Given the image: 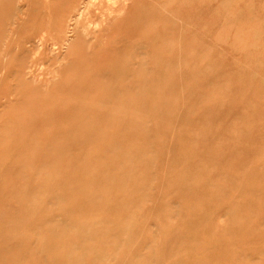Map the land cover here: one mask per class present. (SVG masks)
<instances>
[{
    "label": "rangeland",
    "instance_id": "374dc122",
    "mask_svg": "<svg viewBox=\"0 0 264 264\" xmlns=\"http://www.w3.org/2000/svg\"><path fill=\"white\" fill-rule=\"evenodd\" d=\"M87 1L0 0V264H264V0Z\"/></svg>",
    "mask_w": 264,
    "mask_h": 264
},
{
    "label": "bare ground",
    "instance_id": "6f19581e",
    "mask_svg": "<svg viewBox=\"0 0 264 264\" xmlns=\"http://www.w3.org/2000/svg\"><path fill=\"white\" fill-rule=\"evenodd\" d=\"M84 1V0H83ZM119 1L120 0H89V1H87V3H84L83 5H82V7H80V9H78V11H80V12H77V14L75 13L74 14V18L72 19V20H75V23H71V25L70 26H72V25H74L73 27H74V29H75V32L77 31V29H76V27L78 26V23H80V20H81V18H83V19H86L87 18V20H88V18L90 17V16H92V13H94L95 14V12H96V15H98L100 18H101V20H99V22L98 23H96V29L95 30H92L91 28H89L88 26L89 25H85V26H87L88 28H85V29H83L82 30V32H80V33H78L77 32V35H76V37L74 38V40H72V41H70L69 42V46H79L80 45V43L82 42V41H84L85 43H90V44H92V45H94V46H97V44H98V34L100 35V34H102V32H104L106 29H109L110 27H109V24H111V23H113V21L114 20H117V18H119L120 16H121V13H119V11H117V13L118 14H116L115 12V10H116V8H117V5H118V3H119ZM18 3V2H17ZM64 3V2H63ZM123 3V2H122ZM132 3H135V1L133 0V2ZM62 5V4H61ZM120 5H123V4H120ZM133 5V4H132ZM132 5H126V7L128 6V7H130V6H132ZM97 7V9H102V10H98V11H94V7ZM18 7H20V6H18ZM106 7V9L107 10H104V8ZM127 9V8H126ZM128 10V9H127ZM77 11V10H76ZM121 11V10H120ZM123 11V10H122ZM16 12V11H15ZM92 12V13H91ZM91 14V15H90ZM123 14V13H122ZM24 15V14H23ZM16 16H18L17 15V13H16ZM95 16V15H94ZM93 16V17H94ZM98 17V18H99ZM12 19V18H11ZM21 19V18H20ZM95 19V18H94ZM93 19V20H94ZM10 20V19H9ZM14 20V19H13ZM90 21H91V19H90ZM98 20H96V22H97ZM122 21V20H121ZM93 22H95V21H93ZM115 22H117V21H115ZM119 22V21H118ZM14 23V22H13ZM86 23H88L87 21H86ZM91 24V23H90ZM115 24V23H114ZM116 24H118V23H116ZM120 24V23H119ZM123 24V23H122ZM125 24H127V23H125ZM133 24L134 23H132V21H131V25H129V26H133ZM14 25V24H13ZM77 25V26H76ZM112 25V24H111ZM92 26V25H91ZM114 26H116L117 27V25H114ZM142 26V25H141ZM66 27V26H65ZM112 27V26H111ZM120 28H121V26H119ZM118 27V28H119ZM123 27V26H122ZM117 28V30H119ZM136 28H137V26H136ZM10 29V28H9ZM110 29H113V28H110ZM116 29V28H115ZM114 29V30H115ZM124 30H125V28H123ZM127 29V28H126ZM141 29V28H140ZM12 30V29H11ZM121 30V29H120ZM119 30V32H123L124 30H122V31H120ZM130 30V29H129ZM129 30H128V32H129ZM133 30V29H132ZM135 30V29H134ZM13 31V30H12ZM139 31V30H138ZM11 32V31H10ZM109 32V31H108ZM115 32V31H114ZM12 33V32H11ZM98 33V34H97ZM124 34V33H123ZM127 34V33H126ZM44 35H45V33H44ZM104 35V34H103ZM128 35V34H127ZM124 36V35H123ZM102 37V36H101ZM103 37H105V36H103ZM122 37V36H121ZM97 38V39H96ZM118 38V37H117ZM120 38V37H119ZM66 39H68V38H66ZM101 40H102V38H100ZM110 39V38H109ZM114 39V38H113ZM5 40V39H4ZM120 41H121V39H119ZM41 41V40H40ZM106 41V40H105ZM104 41V42H105ZM108 41V40H107ZM55 42V41H54ZM83 43V42H82ZM103 43V42H102ZM107 43L108 42H106V45H107ZM89 44V45H90ZM91 45V46H92ZM101 45V44H100ZM103 46V45H102ZM90 47V46H89ZM89 50V49H88ZM86 80H87V78H86ZM85 80V81H86ZM90 129V128H89ZM88 131V130H87ZM96 137H98V136H96ZM93 138V137H92ZM117 149V148H116ZM112 150V149H111ZM112 151H114V150H112ZM118 153V152H117ZM96 157V156H95ZM123 158V157H122ZM130 158V157H129ZM125 160V159H124ZM127 160V159H126ZM125 160V161H126ZM128 162V161H127ZM94 166V165H93ZM135 169V168H134ZM133 169V170H134ZM133 170H132V172H133ZM90 171V170H89ZM83 172V171H82ZM87 173V172H86ZM132 175V174H131ZM89 176V175H88ZM82 191V190H81ZM92 196V195H91Z\"/></svg>",
    "mask_w": 264,
    "mask_h": 264
}]
</instances>
